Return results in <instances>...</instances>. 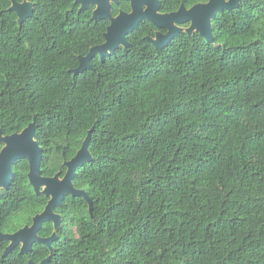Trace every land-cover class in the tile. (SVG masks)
Segmentation results:
<instances>
[{
    "label": "trees",
    "instance_id": "16d2710c",
    "mask_svg": "<svg viewBox=\"0 0 264 264\" xmlns=\"http://www.w3.org/2000/svg\"><path fill=\"white\" fill-rule=\"evenodd\" d=\"M27 1L34 17L20 26L12 0H0V129L8 136L36 120L45 177H64L93 130V160L74 180L93 211L68 196L52 250L6 255L0 241V264H264V0L218 14L213 44L183 33L158 50L144 20L131 48L78 75L110 22L76 0ZM199 3L161 0V12ZM121 10L130 3L114 16ZM29 171L26 160L13 166L0 235L32 225L49 202ZM54 232L47 222L39 234Z\"/></svg>",
    "mask_w": 264,
    "mask_h": 264
},
{
    "label": "water",
    "instance_id": "95a60500",
    "mask_svg": "<svg viewBox=\"0 0 264 264\" xmlns=\"http://www.w3.org/2000/svg\"><path fill=\"white\" fill-rule=\"evenodd\" d=\"M122 2H129L131 11L121 10L117 16L113 14L114 6H120ZM242 0H208L207 3H199L191 8L184 4L178 11L172 13L161 12V0H76L81 10H90L94 7L93 18L95 20H108L110 25L105 34V42L92 47L87 56L79 57V67L72 70L75 75L92 70V61L99 57L104 60L114 55L123 48L128 50L132 44L128 36L138 31L144 20H149L157 29L154 37L145 39L156 49L164 50L172 41L181 34L186 33L190 37L199 33L208 43H214L213 21L217 15L225 11H231L240 7ZM10 10L18 16L20 26L29 18L34 17V4L24 0H12ZM185 25H189L185 27ZM166 31V32H163ZM37 122L34 120L20 133L4 136L0 129V144L4 148L0 152V198L2 191L7 190L13 178V166L18 161L29 162L28 174L30 184L37 195H45L49 202L45 210L33 217L32 225H26L14 233H2L0 241H7L9 246L5 250L8 255L16 248H20L21 254L32 252L35 244H43L52 250V244L57 240V230L62 226V216L56 213V209L63 205L68 196L84 198L89 204L90 212L93 211V203L85 190L77 189L74 185L77 170L92 162L93 156L89 151V143L93 130L88 132L81 149L70 161L65 162L67 172L64 177L56 174L53 177H45L42 174L41 164L43 149L36 140ZM52 222L55 232L51 237L42 238L40 230L43 224ZM51 256L40 263L29 260L28 264H50Z\"/></svg>",
    "mask_w": 264,
    "mask_h": 264
},
{
    "label": "snow or ice",
    "instance_id": "6c2138e0",
    "mask_svg": "<svg viewBox=\"0 0 264 264\" xmlns=\"http://www.w3.org/2000/svg\"><path fill=\"white\" fill-rule=\"evenodd\" d=\"M204 2H205V3H207V2H208V0H204Z\"/></svg>",
    "mask_w": 264,
    "mask_h": 264
},
{
    "label": "flooded vegetation",
    "instance_id": "af4514ba",
    "mask_svg": "<svg viewBox=\"0 0 264 264\" xmlns=\"http://www.w3.org/2000/svg\"><path fill=\"white\" fill-rule=\"evenodd\" d=\"M166 32V31H165Z\"/></svg>",
    "mask_w": 264,
    "mask_h": 264
}]
</instances>
